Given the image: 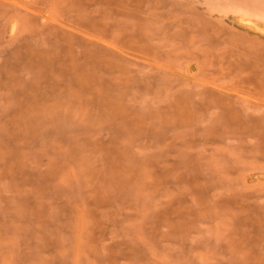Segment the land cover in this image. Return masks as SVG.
I'll list each match as a JSON object with an SVG mask.
<instances>
[{
	"label": "rangeland",
	"instance_id": "374dc122",
	"mask_svg": "<svg viewBox=\"0 0 264 264\" xmlns=\"http://www.w3.org/2000/svg\"><path fill=\"white\" fill-rule=\"evenodd\" d=\"M0 264H264V0H0Z\"/></svg>",
	"mask_w": 264,
	"mask_h": 264
}]
</instances>
